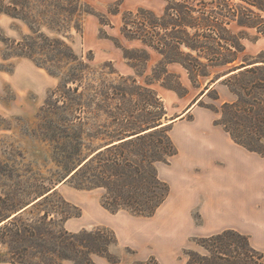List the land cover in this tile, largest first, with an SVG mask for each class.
<instances>
[{
	"label": "trees",
	"instance_id": "1",
	"mask_svg": "<svg viewBox=\"0 0 264 264\" xmlns=\"http://www.w3.org/2000/svg\"><path fill=\"white\" fill-rule=\"evenodd\" d=\"M164 2L166 5L160 16L145 8L121 13L120 35L128 42H138L141 48L129 50L113 41L128 63L137 60L147 68L150 54L146 49L161 57L142 83L135 77L115 79L118 74L111 70L99 90L93 82L87 85L88 92L84 81L90 66L81 61L66 42L41 33L34 24H29L31 35L18 43L15 52L59 79L57 91L47 97L42 109L45 121L51 124L47 132L70 141L66 159L73 160L75 165L69 173L75 172L66 181L77 190H104L100 205L111 214L124 211L149 218L169 197V185L159 179L157 164H169L178 150L169 135L172 123L167 124L165 108L154 86L178 96L187 93L179 76L168 71L169 65H180L191 86L197 89H202L198 79L209 77V68H226L220 76L207 80L200 96L208 91L206 96L217 100V93L215 97L209 95L214 92L211 87L226 76L221 82L236 100L219 107L206 105L202 99L198 104L220 115L215 123L223 127L235 144L264 157V61L258 56L244 55L245 46L241 40L246 38L238 39L240 32L234 34L232 31L233 26L254 29L257 35L249 38L251 42L264 37V29L255 23L257 17L252 10L256 8L264 13V0H258L260 7L255 0H237L236 4L230 0ZM10 10L5 1L0 0V14L20 17ZM84 13L100 20L92 10H84ZM49 29L60 32L51 26ZM129 65L137 77L144 75L136 65ZM85 92L88 94L86 101L83 100ZM85 110L88 114L92 110L101 111L107 115L106 122L83 123L81 114ZM83 135L87 136L86 140ZM10 162L0 160V176L10 184L3 185L7 189L3 188L0 195V233L5 232L7 237L10 233L17 242L30 240L31 247H36L39 245L36 241H42L43 237L38 229L25 224V215L52 204L53 213L62 215L63 224L81 216L78 208L59 196L57 186L49 179L33 175L31 169H25L22 174L16 161ZM55 198L75 212L57 211ZM49 216V211L44 210L39 220L46 221ZM48 234L51 244L48 254L55 259L73 264H95L93 256H98L109 264H121L109 251L115 237L105 229L72 233L63 227L61 231ZM195 242L200 251H186L185 264H264V252L255 250L246 235L234 230H224ZM27 251L24 245L19 248L21 257ZM132 264L157 263L150 258Z\"/></svg>",
	"mask_w": 264,
	"mask_h": 264
},
{
	"label": "rangeland",
	"instance_id": "2",
	"mask_svg": "<svg viewBox=\"0 0 264 264\" xmlns=\"http://www.w3.org/2000/svg\"><path fill=\"white\" fill-rule=\"evenodd\" d=\"M4 1L5 5L11 9L10 11L20 17L16 19L0 14V160L6 163L16 161L22 174H25V169H31L33 175H41L49 179L57 186L59 196L65 201H67L65 198L67 193L79 195L78 204L74 205L67 201L81 211L79 218L67 220L69 223L67 231L76 233L81 230L102 228L113 233L115 243L110 246L109 251L120 259L121 264L146 262L150 258L154 259L157 264H185L184 253L186 251H200L195 242L197 239L215 234L227 227L229 223L223 220L205 219L195 204L180 201L179 190L168 198L154 216L145 218L124 211L115 214L107 212L100 205V199L104 194L102 189L86 191L73 188L72 184L66 181L75 172L72 170L69 173L75 165L72 163L73 160L68 162L66 159L70 141L63 137L51 136L50 132H47L51 124L45 121V112L42 110L47 97L57 91L60 81L57 77L38 68L29 58L15 54L18 43L31 35L29 24H34V27L50 38L62 39L81 61L90 66L89 74L84 81L87 91L89 90L87 85L93 82L99 90L108 77L106 74L111 70L118 74L115 79L118 76L135 77L142 83L161 57L154 51L146 49L150 54L147 68L137 60L128 63L123 57L122 50L114 42L129 50L141 48L138 42L124 40L119 29L122 12H135L138 8L144 7H137V0H132L130 8L124 7L123 0ZM156 1L157 3L152 8L145 9L160 16L163 14L166 3L164 0ZM230 2L236 4L237 0H230ZM255 3L259 6L258 0H255ZM70 7H75L72 13L69 12V9H72ZM87 9L94 11L100 20L97 16L84 13ZM252 10L257 17L255 23L264 29V13L256 8ZM50 26L60 32L50 30ZM232 31L234 34L240 32L238 39L246 38L241 40L245 46L244 55L258 56L261 61H264V37L251 42L249 38L257 35L254 29H241L233 26ZM129 64L136 65L137 70L143 72L144 75L137 77ZM167 69L179 76L182 86L187 90L186 94L178 96L173 91L163 89L158 85L154 86L169 121L178 118L194 104L205 108L198 104L201 99L204 104L215 107L236 100L227 85L221 82L226 76L221 77L211 87L214 92H210L209 95L213 97L217 93V100L207 97L208 91L200 96L207 80L220 76L226 68H209V77L198 79L202 89L191 86L187 73L180 65L172 64L167 66ZM87 96L85 92L83 100L86 101ZM207 110L213 112L210 109ZM81 117L82 122L87 124L104 123L107 120V115L93 110L89 114L85 110ZM191 117V114H186L182 118L189 121ZM214 118L216 122L220 115L214 113ZM83 138L86 140L87 136L83 135ZM3 185L10 184L0 176V195L4 191L3 188L7 189ZM54 201L57 203H55L57 211L75 212L74 208L63 206L59 198H55ZM44 210L49 211L50 216L46 221H40L39 217L43 215ZM53 211L51 204L24 216L25 224L38 229L43 237L42 241H36V244H39L36 247H31L30 240L25 243L17 242L10 237V233L8 237L5 232L0 233V263L16 264L22 261L24 264H73L71 261H60L48 254V249L51 247L48 233L61 231L64 227L62 215L54 214ZM22 245L28 248L23 257L19 252ZM93 261L95 264H109L107 260L98 256H93Z\"/></svg>",
	"mask_w": 264,
	"mask_h": 264
},
{
	"label": "crops",
	"instance_id": "3",
	"mask_svg": "<svg viewBox=\"0 0 264 264\" xmlns=\"http://www.w3.org/2000/svg\"><path fill=\"white\" fill-rule=\"evenodd\" d=\"M131 2L122 4L130 8ZM156 3L137 0L136 6L150 9ZM186 114L192 116L189 121L182 118ZM215 120L213 112L194 104L169 121L178 153L169 164H157L158 177L169 185L168 198L179 190L180 201L195 204L205 219L229 223L217 233L237 231L255 250L264 252V157L235 144ZM78 196L67 193L65 198L76 205Z\"/></svg>",
	"mask_w": 264,
	"mask_h": 264
},
{
	"label": "water",
	"instance_id": "4",
	"mask_svg": "<svg viewBox=\"0 0 264 264\" xmlns=\"http://www.w3.org/2000/svg\"><path fill=\"white\" fill-rule=\"evenodd\" d=\"M69 175H71V174H69ZM69 175H68V176H69ZM68 178H69V177H68ZM65 179H67V178H65Z\"/></svg>",
	"mask_w": 264,
	"mask_h": 264
},
{
	"label": "bare ground",
	"instance_id": "5",
	"mask_svg": "<svg viewBox=\"0 0 264 264\" xmlns=\"http://www.w3.org/2000/svg\"><path fill=\"white\" fill-rule=\"evenodd\" d=\"M168 123H170V122H168Z\"/></svg>",
	"mask_w": 264,
	"mask_h": 264
}]
</instances>
